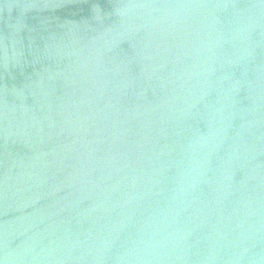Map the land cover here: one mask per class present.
I'll return each mask as SVG.
<instances>
[{"label": "water", "instance_id": "obj_1", "mask_svg": "<svg viewBox=\"0 0 264 264\" xmlns=\"http://www.w3.org/2000/svg\"><path fill=\"white\" fill-rule=\"evenodd\" d=\"M0 264H264V0H0Z\"/></svg>", "mask_w": 264, "mask_h": 264}]
</instances>
